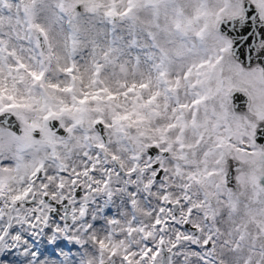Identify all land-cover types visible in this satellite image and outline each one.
<instances>
[{"label": "snow or ice", "instance_id": "6c2138e0", "mask_svg": "<svg viewBox=\"0 0 264 264\" xmlns=\"http://www.w3.org/2000/svg\"><path fill=\"white\" fill-rule=\"evenodd\" d=\"M0 264H264V0H0Z\"/></svg>", "mask_w": 264, "mask_h": 264}]
</instances>
